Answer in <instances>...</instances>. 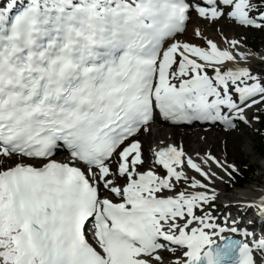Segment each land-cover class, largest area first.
<instances>
[{"label":"snow or ice","instance_id":"1","mask_svg":"<svg viewBox=\"0 0 264 264\" xmlns=\"http://www.w3.org/2000/svg\"><path fill=\"white\" fill-rule=\"evenodd\" d=\"M193 14L264 31V0L0 6V264H264V234L213 213L215 181L240 171L227 153L145 148L158 119L264 120L255 54L186 38ZM247 206L264 215V195Z\"/></svg>","mask_w":264,"mask_h":264},{"label":"rangeland","instance_id":"2","mask_svg":"<svg viewBox=\"0 0 264 264\" xmlns=\"http://www.w3.org/2000/svg\"><path fill=\"white\" fill-rule=\"evenodd\" d=\"M202 22V23H201ZM198 23V25H197ZM201 23V25H200ZM202 24H206V22L201 21L199 19H192L191 23L188 26V33L187 38H191L188 34H192V30L194 27L202 26ZM227 24V23H226ZM224 25V20L217 22L216 24H212L211 27L205 26V31L207 34L211 37H216L220 41H223L222 37L220 36V32H223L220 27ZM225 30L223 33L225 36L228 37H234L238 39H241L243 43L251 44V42L254 40V38H261L259 41L261 44V52L257 53V56H264V33L262 32H256L255 29H248V28H240L239 26H236L235 24L228 22L227 26H223ZM245 44V45H246ZM248 45V44H247ZM255 61L261 62L264 61V59L260 60H253L250 63V66L254 64ZM255 70L260 71L264 73V63L255 64ZM257 68V69H256ZM159 121H156L152 125V131L159 126H164L165 128L168 126L162 125L158 123ZM259 123L255 124L254 128H250L248 126H240L238 131H229L225 132L223 129H218L216 127H213L209 132H205L204 129L200 128L197 129L196 127H172L176 131H201L203 134L208 137L207 140L211 139L213 140V144L215 145L211 150L214 154H219L222 152V149L226 146V152H227V159L230 163H234L239 160H248L249 164L254 167V172L256 174L252 176L251 182L249 185H256L258 186L264 184V156L256 149L255 145L259 139V135H257V129H258ZM156 127V128H155ZM204 130V131H203ZM152 133V132H151ZM153 134V133H152ZM181 140V137H176L175 142H179ZM149 143V142H148ZM148 143H145V146L148 147ZM198 142H193L192 144H197ZM225 143V144H224ZM186 146V143H185ZM189 151L188 149H186ZM204 152V148L201 149V153ZM227 177V176H226ZM227 181V180H226ZM247 185V186H249ZM228 187V186H227ZM246 187V186H245ZM237 189H232L228 191H224L226 194L231 192H236ZM224 199L217 200L215 204L223 203ZM219 207V206H218ZM215 210V209H213ZM224 213L220 208H216L214 211V215H216L219 218H223ZM223 215V216H222Z\"/></svg>","mask_w":264,"mask_h":264},{"label":"bare ground","instance_id":"3","mask_svg":"<svg viewBox=\"0 0 264 264\" xmlns=\"http://www.w3.org/2000/svg\"><path fill=\"white\" fill-rule=\"evenodd\" d=\"M195 18L199 19L196 16H195ZM201 21H203V20H201ZM201 23H200V25H201ZM197 25H198V23H197ZM201 29L205 31V27L201 26ZM190 35H192V34H190ZM229 38H233V37H229ZM218 42H221V41H218ZM221 43H223V41ZM246 46H248V45L247 44L245 45L244 50L247 51V47ZM260 59H262V56H252L247 61V64L250 66L251 61L260 60ZM250 115H251V113H250ZM158 123L162 124L161 122H158ZM162 125H164V124H162ZM165 126H168V127L165 128L164 126H159L158 125L157 128L155 127L156 129L154 130V132L152 131L153 134L150 133L149 135L143 137L144 140H145V143L149 142L148 143V146H149L150 144L157 143L159 140H166V141L175 142V138L176 137H181V140H183L184 144L186 143V146H185L186 149H188L190 153H194L195 151H200L201 152L202 148H204V151H205L208 148L212 149L215 146L213 144L212 138L207 140L209 136L206 138V136L201 131H190V130L176 131V130H174L172 128L173 126L172 127H169L170 125H165ZM193 142H198V143L197 144H192ZM145 148H147V147L145 146ZM226 150L227 149H226V146H225L222 149V152L217 154V156L218 157H222L225 153H227ZM214 170H215V168H214ZM220 175H224V173L220 172ZM226 180H228V182H230L229 178L226 177V175H224V180H216L215 181V185H216V187L218 189V199L217 200L224 199L225 202H226L224 204V207H223V213H226V211H231V210H232V212H233V210H238L239 211L240 208L242 210L244 208L250 209V208H252L254 206L248 207L247 205L251 201L258 199L260 195H264V184H262L261 186L260 185L258 186V184L249 185L251 181L247 184L249 186H247V185H245L246 187L245 186H243V187L237 186V188H236L237 191L236 192H231V193L226 194L224 192L225 189L228 186ZM231 180L233 181L234 178L231 179ZM227 202H230V204L227 205ZM239 213H241V212L239 211ZM222 220L223 219L219 220L218 222H222Z\"/></svg>","mask_w":264,"mask_h":264},{"label":"trees","instance_id":"4","mask_svg":"<svg viewBox=\"0 0 264 264\" xmlns=\"http://www.w3.org/2000/svg\"><path fill=\"white\" fill-rule=\"evenodd\" d=\"M263 126H264V122H263ZM256 146L258 151L261 154H264V140H259ZM241 162H242L240 169L241 173L236 174L233 181L236 183L237 186L243 187L251 181L252 175L254 174V167L248 164L247 160H243Z\"/></svg>","mask_w":264,"mask_h":264}]
</instances>
